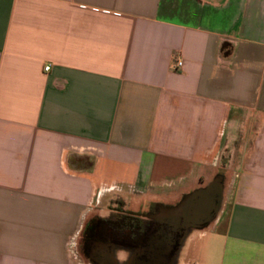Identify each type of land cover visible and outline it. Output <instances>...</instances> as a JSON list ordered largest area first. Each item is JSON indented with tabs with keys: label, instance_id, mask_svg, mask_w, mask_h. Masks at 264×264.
I'll use <instances>...</instances> for the list:
<instances>
[{
	"label": "crops",
	"instance_id": "1",
	"mask_svg": "<svg viewBox=\"0 0 264 264\" xmlns=\"http://www.w3.org/2000/svg\"><path fill=\"white\" fill-rule=\"evenodd\" d=\"M217 180L190 261L264 264V0H0V264Z\"/></svg>",
	"mask_w": 264,
	"mask_h": 264
},
{
	"label": "flooded vegetation",
	"instance_id": "2",
	"mask_svg": "<svg viewBox=\"0 0 264 264\" xmlns=\"http://www.w3.org/2000/svg\"><path fill=\"white\" fill-rule=\"evenodd\" d=\"M117 204L81 233L77 246L89 264H176L186 230L159 207L129 211Z\"/></svg>",
	"mask_w": 264,
	"mask_h": 264
},
{
	"label": "water",
	"instance_id": "3",
	"mask_svg": "<svg viewBox=\"0 0 264 264\" xmlns=\"http://www.w3.org/2000/svg\"><path fill=\"white\" fill-rule=\"evenodd\" d=\"M220 193V182L217 180L206 189L187 196L179 206L165 209L170 219L186 230L183 240L190 229L199 228L214 217L219 208Z\"/></svg>",
	"mask_w": 264,
	"mask_h": 264
},
{
	"label": "rangeland",
	"instance_id": "4",
	"mask_svg": "<svg viewBox=\"0 0 264 264\" xmlns=\"http://www.w3.org/2000/svg\"><path fill=\"white\" fill-rule=\"evenodd\" d=\"M117 201H118L117 199L112 198L111 203H109L106 207H104L105 208L104 213H106V214L104 217H101V218H108L107 216L110 214V209L108 210V208H112V207L115 208L114 206L118 205ZM97 211H99V213L100 212L103 213L102 210L98 209ZM199 233H200V231L197 229H193L190 231L189 237H187L183 243V246H182L181 251L178 255V260H177L176 264H189V262H191V264H192V261H190V258H189V253L187 251V247L191 244V242L193 240L195 241V239ZM74 253H75V256H76L77 261L79 263L89 264V262L85 259L86 257L78 249V246L76 247Z\"/></svg>",
	"mask_w": 264,
	"mask_h": 264
},
{
	"label": "built area",
	"instance_id": "5",
	"mask_svg": "<svg viewBox=\"0 0 264 264\" xmlns=\"http://www.w3.org/2000/svg\"><path fill=\"white\" fill-rule=\"evenodd\" d=\"M176 66H177V67L181 66V63H177ZM45 70L47 71L48 68H45Z\"/></svg>",
	"mask_w": 264,
	"mask_h": 264
},
{
	"label": "bare ground",
	"instance_id": "6",
	"mask_svg": "<svg viewBox=\"0 0 264 264\" xmlns=\"http://www.w3.org/2000/svg\"><path fill=\"white\" fill-rule=\"evenodd\" d=\"M100 261V260H99ZM105 264V263H104Z\"/></svg>",
	"mask_w": 264,
	"mask_h": 264
}]
</instances>
